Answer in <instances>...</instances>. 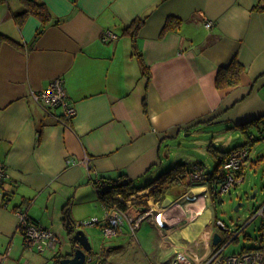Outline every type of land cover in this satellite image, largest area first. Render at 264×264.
Instances as JSON below:
<instances>
[{"label":"crops","instance_id":"crops-1","mask_svg":"<svg viewBox=\"0 0 264 264\" xmlns=\"http://www.w3.org/2000/svg\"><path fill=\"white\" fill-rule=\"evenodd\" d=\"M36 1L49 11L45 22L24 13L26 0L0 3V33L17 43H0V162L9 173L0 186V264H55L56 257L69 256L75 243L66 215L77 222L72 212L79 204L82 219L104 216L95 178L126 175L144 186L179 161L210 172L218 163L211 150L244 145L246 133L259 135L264 128V0ZM138 18L133 41L124 29ZM168 18L179 25L164 30ZM105 30L116 37L103 41ZM233 59L243 66L239 83L216 87L218 69ZM56 77L63 78L76 107L68 125L54 118L59 109L46 112L32 96ZM253 119L261 120L246 133L238 126ZM182 134L196 138L212 160L179 153ZM260 140L245 144V169L264 159ZM68 158L77 162L67 164ZM204 185H175L164 198L203 192ZM164 198L149 192L139 200L146 207L158 201L159 214L142 220L134 234L123 221L121 233L105 237L95 256L91 250L88 264L167 263L181 249L196 256L208 250L219 220L212 211L216 204L202 196L186 204L189 221L170 224L160 216ZM167 207L175 218L180 206ZM19 209L58 237L54 247L38 252L24 246ZM198 237L202 253L193 248Z\"/></svg>","mask_w":264,"mask_h":264},{"label":"built area","instance_id":"built-area-1","mask_svg":"<svg viewBox=\"0 0 264 264\" xmlns=\"http://www.w3.org/2000/svg\"><path fill=\"white\" fill-rule=\"evenodd\" d=\"M206 26L210 27L212 25L211 21H206ZM116 37V34L110 30H105L102 34V40L108 41ZM32 96L34 100L44 109V111L49 112L52 108L59 109V114H55L54 118L63 123L70 124L71 120L76 114L75 105L69 100L65 87L64 80L62 77L54 78L47 88L40 89L38 91H32ZM264 136V130L262 131ZM253 136L250 135V138ZM248 148L247 146L236 147L229 152H227L221 159L220 170L223 174V180L217 184L215 188L210 190L209 184L204 182L209 179L208 172L204 169V166L200 163L191 164L187 174L191 181L193 182H204V191L199 193H194L191 191L184 192L169 205H174L179 207L178 215L175 218H171L170 211H173V207L168 210V207L161 208V217L165 223H176L182 224L188 219L186 214L185 206L187 203L195 201L199 197H211L212 201L216 203L222 200V195L230 192L232 188L244 181L245 167L248 158ZM87 161V157L84 159ZM77 161L75 159L68 158L66 160L67 164H75ZM9 178V173L4 165L0 162V186L3 182ZM215 181V180H213ZM94 190L97 194L104 190L107 183L101 178H95L92 182ZM149 189L144 191H136L128 197L124 198L121 194H115L113 197L119 201L125 203V205H131L137 203L139 200H144L149 194ZM214 197V198H213ZM214 199V200H213ZM148 200V198H147ZM155 205H158V201H155ZM151 204L145 208V210L138 216H132L125 212L118 204H106V210L102 219L91 218L87 221V224L100 225L101 231L104 237H112L122 232V222L126 221L131 229V234L135 233V229L139 226V223L152 216L154 213H158V208ZM176 205V206H175ZM159 214V213H158ZM17 215V228L23 232V244L26 248L31 250H36L38 252H43L44 250L54 247L58 242V237L47 227L41 225L37 221H34L27 214L26 209H19L16 212ZM256 217H261V224L263 228L262 236L259 238V247L239 251L236 253H231L229 255H223V251L228 243L237 238L240 229L224 244H216L213 248L210 247L208 250L200 255H195L188 250H178L172 261L158 264H264V204L257 208L253 217L250 221ZM221 221V220H217ZM79 222L75 225L74 230L77 229V225L82 224ZM91 255L88 253L86 255L85 263L91 262Z\"/></svg>","mask_w":264,"mask_h":264},{"label":"trees","instance_id":"trees-1","mask_svg":"<svg viewBox=\"0 0 264 264\" xmlns=\"http://www.w3.org/2000/svg\"><path fill=\"white\" fill-rule=\"evenodd\" d=\"M4 2H6V0H0V3H4ZM26 3L28 4V8L26 9L24 13H26L27 11H31L34 14H36L42 20V22H45L49 18L50 16L49 11L43 3L37 2L36 0H26ZM179 23L180 21L178 19L168 18L166 21L164 30L176 28L179 25ZM141 24H142V19L138 18L134 20L130 25L126 26L124 29V32L130 34V36L132 37L134 41L137 30L140 28ZM2 41H9L11 43L17 44L11 38L0 33V43ZM132 46H133V53L134 55L137 56L140 62L142 72L149 80L150 74H149L148 66L145 64L141 52L137 51L135 42H133ZM242 71H243L242 64H240L236 59H233L227 66L220 67L218 69V72L216 74V80H215L216 87L225 88L228 86H233V85L238 84L240 81V74ZM143 104H144V109L146 110V100L145 99L143 100ZM259 120L261 119H253L251 121L245 122L238 126L242 129L243 132L246 133V127L256 125ZM263 130L264 128L259 129L258 131L259 135L246 133V136L250 140L248 141L246 140L244 145H238L229 150L221 151L219 154H217L215 150H211L216 156H218V163L216 164V166L214 167L212 171L208 172L209 179L207 181H204L209 184L208 186L210 190L215 188L217 184L223 180V174L220 170L222 157L227 152H229L230 150L236 147L245 146V144L247 145L253 144L255 141L259 139H264V136L262 135ZM250 135H252L253 137L250 138ZM193 163H197V162H193ZM191 164L188 165L186 162L179 161L175 163L173 166L169 167L168 169L162 171L153 180H151L149 183H147L144 186L134 185L132 180L127 178L126 175H120L116 179H105L104 178L102 180L107 183V186L104 188V190L100 191L98 195L105 204H118L125 212L129 213L130 215L138 216L146 208V205L144 203H133L131 205H125V203L119 201L118 199L113 197V195L121 194L124 198H126L128 197V195L136 191H140L142 189L149 187L150 194L154 196V198L157 200V199H163L165 190L175 185H184L186 187H192V186H198V185L204 184V182H193L189 179L187 172ZM221 201L222 200H219L216 203L221 202ZM65 209H66V214H67L68 205L65 206ZM65 220H66V228H67L68 234L72 235L76 222L70 217L69 213L66 215ZM258 230H259V236L256 238V244H254L253 246H248V247L243 246L240 251L250 250V249L259 247L258 245L259 238H261L262 232H263L262 224L260 225ZM235 239L236 237L233 240ZM59 260H60L59 257H56L55 264H59Z\"/></svg>","mask_w":264,"mask_h":264},{"label":"rangeland","instance_id":"rangeland-1","mask_svg":"<svg viewBox=\"0 0 264 264\" xmlns=\"http://www.w3.org/2000/svg\"><path fill=\"white\" fill-rule=\"evenodd\" d=\"M180 139L182 143L178 145V151L183 156H195L198 158L209 159L210 161L212 160L211 154L204 150L205 147L203 150L202 147L200 148V145L196 138L190 136L185 137L184 134H182ZM258 142L256 146H259L260 150H264V139ZM171 192L173 194H176L178 191L176 192L174 189H172ZM253 194L254 196H252ZM208 200L210 204H213L211 197ZM263 201L264 159H261L254 163L251 168L245 169L243 182L232 188L230 192L223 194L222 201L216 203L215 207L212 206L215 220L217 218L223 221L227 228L226 230H224L217 226V222L216 225L214 224L215 231H218L222 236V239L217 243L218 245L224 244L240 229L237 238L235 240H231L225 247L222 253L223 255L236 253L240 251L243 246L248 247L256 244V238L259 236L258 229L261 225L262 220L261 217H256L252 221H250V219L251 217H253L257 208H259ZM238 203L241 204L236 209L235 207ZM74 207L76 211L72 212V216L75 220H77L76 224L79 223V221L83 222L82 224L77 225V229H83L87 234H89L92 244V254L95 256L96 252H99L100 245L104 243L105 237L103 236V233L101 229H99L98 225L87 224V221H89L91 218L82 219L78 217L82 210L81 205L76 204V206ZM186 221L189 220L187 219ZM186 221H184L182 225ZM123 227H125V229L128 227L129 232L131 233L130 227H126L125 223H123ZM210 246L213 248L215 245H213L210 241ZM193 248L198 253H202L204 251L205 244L201 241L200 237H198L196 241L193 242Z\"/></svg>","mask_w":264,"mask_h":264},{"label":"water","instance_id":"water-1","mask_svg":"<svg viewBox=\"0 0 264 264\" xmlns=\"http://www.w3.org/2000/svg\"><path fill=\"white\" fill-rule=\"evenodd\" d=\"M252 196H254V194ZM171 202H173V197L168 194L162 201V206L165 207ZM240 204L241 203H238L235 208L237 209ZM217 225L221 229H227L222 221H217ZM71 239L74 241L75 247L73 248L69 256L60 258L59 264H84L86 255L92 250L88 235L83 229H76L72 232ZM221 239L222 236L220 235V233L218 231H215L212 235L211 242L213 245H216Z\"/></svg>","mask_w":264,"mask_h":264},{"label":"bare ground","instance_id":"bare-ground-1","mask_svg":"<svg viewBox=\"0 0 264 264\" xmlns=\"http://www.w3.org/2000/svg\"><path fill=\"white\" fill-rule=\"evenodd\" d=\"M183 230H184V229H183ZM183 230H182V231H183ZM184 233H186V232H184Z\"/></svg>","mask_w":264,"mask_h":264}]
</instances>
